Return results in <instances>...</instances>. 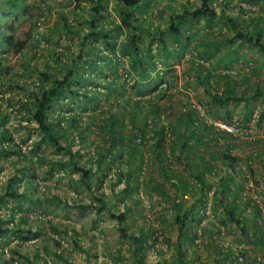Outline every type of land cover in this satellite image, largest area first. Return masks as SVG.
Segmentation results:
<instances>
[{"label":"rangeland","instance_id":"374dc122","mask_svg":"<svg viewBox=\"0 0 264 264\" xmlns=\"http://www.w3.org/2000/svg\"><path fill=\"white\" fill-rule=\"evenodd\" d=\"M74 1L0 0V27L5 24L4 22L8 24L11 21L15 35L25 38V48L15 55L3 51L0 47V59L3 58L4 67H9L7 73L0 77V123L7 128L9 139L0 141V149L4 148L8 151L7 145L13 144L15 145L13 151L20 149L24 155L31 158V160L16 158L15 153L7 156L0 154V187L4 186L9 177L22 175L17 190L24 191L26 195L19 200H9L7 208L0 209L3 226L8 227L6 235L0 237V264H137V256L147 264L156 262L170 264L177 258L178 253H184L188 264H241V216L238 224L225 217L222 206L217 205V195L213 191L215 186L210 187L203 198L211 203L207 216H202L198 224L195 222L188 224L190 229L188 238L182 240L178 250L179 229L174 221V214L178 211L181 215L195 198L190 190L184 194V198H181L179 191L169 184L161 171L159 172L151 151L141 147V157H139L140 153L133 156L129 167L132 171L130 191L123 196H119L118 192L126 186V179L123 178L119 183H115L114 172L128 170L124 162L127 159L126 150L122 152L121 158L115 157L112 163L108 162L106 177H102L103 171H98L96 174L101 183L100 190L107 195L106 210L126 211L123 224H118L106 212L100 214L95 212L98 204L94 196L98 181L93 182L90 189H87L78 179L76 172L70 168L73 160L77 165L87 166L93 163L95 167L89 157L103 151L108 145L104 137L106 131L101 126L110 115V111L118 117V122L123 123L124 133H127L130 126V111L133 109L131 101L138 97L149 96L152 101L165 109L159 116L164 126L180 117V107L186 110L191 102L203 111L207 122L229 123L227 127L234 130L233 134L229 133L230 136H226L225 139L232 145L231 154L240 158L234 170V174L238 172L237 176H240V178L235 177V181L239 183L241 181V102H229L227 105H218L219 107L211 104L212 95L220 93L223 89V81L220 77L212 78L210 75L226 73L230 78L241 81V44H232L230 47L233 50H231L225 48V44L218 43L207 51L210 41L207 33L217 34L225 29V34L232 37L235 28L231 26L232 21L229 19L235 20L241 26V0H223L225 6L221 7L218 3L222 0H214L212 4L216 16L209 28L203 26V20L191 25L188 33L184 32L182 27L181 36L177 40L168 37L165 47L155 41L151 42L152 40L147 37L143 40L142 48L146 47L147 41L151 42L152 54V66L144 65L145 69H148L150 76L158 73L161 81L166 82L165 87L159 86L160 82L159 87L157 86L156 90L146 96L137 94L136 73L128 70V59L118 65L119 71L116 73L113 71L112 63L101 62L99 67L102 68V72L98 73L97 67L91 65L86 68L85 64L78 60L77 73L83 70L84 74L90 76L98 74L93 80L94 84L97 83L96 86L88 80L82 83L92 88L98 87L96 89L99 90L97 96L99 103L91 110L95 105L94 102L75 100L72 95L67 94L60 104L52 105L47 116L53 123L58 120L60 125L66 128V123L61 117L73 113L76 115L75 123L80 128L72 129L65 141L60 142L63 149H57L47 141L40 142L36 124L28 121L27 113L21 104L27 99L25 91L22 92L17 85L28 83L25 89L29 92L36 84V71L56 64L54 52H61L68 60L78 51L76 43L79 40L76 34L77 31L81 32L88 27L83 19L86 17V8L92 4V0H77L80 7L76 9ZM146 1L147 6L140 9L137 15L142 18L144 25L150 24L158 29L165 27L170 15L179 13L183 5L194 7L198 3L197 0ZM8 9L10 10L7 11ZM107 9L106 17H114L111 0ZM12 12L17 13L15 20H12ZM61 13L66 20L67 28L60 17ZM251 19L258 23L256 25H262L264 31V0H255V2L242 0V28L249 24ZM47 29H52L53 32L48 43L41 38ZM27 30L29 31L25 34ZM247 30L249 33L254 32L252 26H248ZM125 33L124 30L116 38L117 42ZM3 34L6 35V32ZM204 34L207 38L203 43ZM91 39L93 38L88 39L90 44L99 46L102 43L100 40L95 42ZM182 46L185 49L182 50ZM91 57L92 60L97 59L95 54ZM200 65L203 67L202 70ZM62 71L63 69L60 72ZM49 75L51 77L52 73ZM202 75L212 78L208 84L203 82L205 86L198 80ZM246 76L249 80L242 82V89L244 87L248 91V96L256 86L264 91V53L242 44V79ZM111 78L117 79V88L98 86ZM160 79L155 78L152 85ZM120 84L124 85L123 89L119 87ZM240 89L241 83L236 85L235 91ZM106 94L109 98L105 99ZM114 100L122 101L123 106H126L125 110H122V105L108 107L113 105ZM71 104L73 110L67 111V105ZM248 106L253 113L247 118L246 104L242 103V165L247 177L246 181L243 180V202L249 200L251 206L254 202L258 204L262 216L257 220L260 222V230L264 231V153L262 151L264 125H258L259 114L264 108V98L256 97L248 103ZM188 111L196 115L195 111ZM164 114L168 116L165 117ZM142 116V112H139L136 121L140 122ZM83 123L87 124L85 127L89 126V130L78 132L83 129ZM145 135L147 136V133ZM135 140L138 141V138ZM221 141L222 138L219 143ZM165 143V151H167L168 137ZM217 150L221 152L223 148L219 146ZM250 153L254 157L248 163L245 157ZM38 155L41 157L40 160L37 159ZM72 155L74 157H71ZM169 164L176 172L186 175L183 159L180 162L171 159ZM216 165L221 174L222 167L219 160L216 161ZM247 165L250 167L247 168ZM248 169L254 170V174ZM219 174L215 172L211 181H216ZM150 177L162 179L165 185L164 195L157 193ZM188 178L192 182V178ZM173 180L177 182L176 177ZM197 187L199 188L200 185ZM239 197L238 201L241 202V191ZM177 201L178 203L183 201L179 210L174 206ZM238 208L240 207L237 206L236 210ZM243 219H245L243 226L247 227L248 236L253 235L255 218L252 215V208H246ZM122 227L129 236L121 235ZM133 238L141 240L143 245L138 250L137 256ZM256 242L254 243L251 237L247 238L243 233V264H264L263 247H259L258 241Z\"/></svg>","mask_w":264,"mask_h":264},{"label":"trees","instance_id":"16d2710c","mask_svg":"<svg viewBox=\"0 0 264 264\" xmlns=\"http://www.w3.org/2000/svg\"><path fill=\"white\" fill-rule=\"evenodd\" d=\"M16 1L20 0H11V2ZM109 1L110 0H92V4L86 8V17L83 21L88 24V27L81 32L77 31L76 35L78 36L79 41L76 43V47L78 48V51L73 53L72 58L66 60V57L61 52H54L56 64L53 67L45 66L43 69H38L36 71L37 78L33 89H30L28 92L25 89V87L28 86V83L25 82L24 85H17L22 92L25 91L24 94L27 99L22 101L21 104L27 113L28 121H33L36 124L38 133L40 134L39 138L41 143L47 141L53 145L54 148L63 149L60 142L65 141L66 137L71 134L72 129H80L75 123L76 115L73 113H69L66 117H61L66 123V128L60 125V121L57 120L56 123H53V121L47 116L52 105L55 103L60 104L67 94L72 95L75 100L83 99L84 102H94L95 105L91 107V110L98 106L97 104L99 103V100L97 99V96L99 90L96 89L98 87L92 88L82 83H85L88 80L90 83L94 84L93 80L96 79L98 74L90 76V74H84L83 70L81 73H77L79 68L77 64L78 60L85 64L86 68L91 65L97 67L98 73L102 72V68H100L101 62L112 63L113 71L116 73L119 71L118 65H121L125 59H128V70L136 73L135 86L137 87V94L139 96H146L151 91L156 90L158 84L161 82L158 73H154L153 76H150L148 69H145L144 67V65L152 66L150 43L155 41L162 47H165L166 39L168 37H173L177 40V38L181 36L180 28L183 27L184 32L187 31L188 33L191 25L198 24L201 20L204 22L203 26L209 28L216 16L215 7L212 4L214 0H197L198 3L194 7L183 5L179 13L170 15L165 27L158 29L150 24L144 25L142 18L137 15V12L140 9L147 6L146 0H111L115 16L107 18L106 12L108 11L107 5ZM252 1L255 2V0ZM218 4L220 7L225 6L223 0ZM78 7H80V5L78 1L75 0L74 8L76 9ZM9 10L10 9L7 11ZM102 12L103 14H101ZM11 15L12 20H15L17 13L12 12ZM60 17L67 28L68 25L66 24V20L62 13L60 14ZM254 19H251V22L242 28V44L254 48L260 53H264L263 26L256 25L258 23L253 22ZM229 20L232 21L231 26L235 28L233 36H227L225 34V29L223 32H217V34L212 32L207 33V36L210 37L207 51H210L211 47L218 43L225 44V48H231L230 46L234 43L241 44V26L238 25L235 20ZM4 23L5 24L0 27V47H2L3 51L15 55L25 48V38H22L20 35H15L13 22L10 21L8 24H6V22ZM78 24H80L79 21ZM248 26H252L254 32L249 33L247 30ZM124 30L126 31L125 35L119 42H117L116 38H118ZM3 31L6 32V35L3 34ZM28 31L29 30L24 33L27 34ZM52 36V29H47L43 32L41 38L48 43ZM203 36L204 43L207 37L206 34ZM146 37L152 41L150 43L147 41L148 44L145 45L146 47L142 48L143 40ZM89 38H93L91 40L95 42L96 40H100L102 43L99 46L90 44V42H88ZM181 48L182 50L185 49L184 46ZM231 50L233 49L231 48ZM231 50H229V52ZM92 54H95L97 59L92 60ZM2 60L3 58L0 59V77L5 75L9 68L4 67ZM20 64L23 65V63ZM202 68V65H200L201 70ZM61 69H63L62 72H60ZM50 73H52L51 77L49 75ZM210 77H220L223 81V89L220 93H214L212 95L211 104L219 107L221 105H227L229 102H241V89L235 91L236 85H240L241 81L230 78V75L226 73L223 75L213 74L210 75ZM210 77L202 75L198 80L205 86L208 84L209 80H212ZM155 78H159L160 80L152 85ZM248 80L249 78L246 76L242 79V82H248ZM203 82L206 84H203ZM44 83L47 84L44 85ZM95 84L94 86H96ZM98 86L117 88V79L111 78L108 82ZM119 87L123 89L124 85L120 84ZM247 94L248 91L243 87L242 103L246 104L245 116L248 118L252 116L253 113L252 109L248 106V103L256 97L264 98V91L256 86L255 88H252L250 96ZM106 98H109L108 94L105 95V99ZM112 104L113 105H109L108 107H121L122 105V110H125L126 106H123L124 103L122 101L114 100ZM131 104L133 109L130 111V126L127 133H124L123 123L118 122V117L113 115L111 111L110 115L107 116V119L103 122L101 128L106 131L104 137L107 139L108 145L107 147H104L103 151H100L98 154H92L89 157L90 162H94L95 167H93V163H89L87 166L77 165L74 160L70 164V168L76 172L78 179L81 180L87 189H90L93 182L96 183L98 181V184L96 183V194L94 196V199L98 204L95 208V212L99 214L102 212L108 213V216L118 224H123L125 222L126 211L110 212L109 210H106L105 198L107 195L100 190L101 183L100 180L97 179L98 176L96 174L98 171H103L104 173L102 174V177H106L109 169L107 164L112 163L115 157L121 158L122 152L126 150L127 159H125L124 162L127 164L128 170L126 172L116 170L114 174H116L115 183H119L123 178L126 179V186L122 191L118 192L119 196L129 193L130 177L132 176V171L129 167L135 154L140 153L139 157H141V147H144V149H148L151 151V154L154 155L159 172L161 171L169 184L175 187V190L179 191L178 194H180L181 198H184V194L188 190L193 193L195 198L194 202L191 203L181 215H179L178 211L174 214V221L178 224L179 229L178 250L181 247L180 243L182 240L184 241L188 238V231L190 230L188 224L192 222L198 224L201 221L202 216L199 214L198 209L204 208L206 201L203 198L212 186H215L213 191L214 194L217 195V205L222 206L223 211L225 212V217L231 221H235L236 224L240 223L241 202L238 200L240 198L239 192L241 191V181H238L239 183H237L235 177L240 178V176H237L238 172L235 173L236 176L234 174L235 166H237L240 158L231 154L232 145L225 139L226 136H230L229 132L216 128L212 124L206 125L205 122L198 120L197 116L190 111L181 112L179 115L180 117L175 118L174 121L164 126L162 119L159 116L160 112L165 111V109H163L157 102L152 101V98L149 96L145 98L138 97L132 100ZM86 108L87 107H84V109ZM66 110H73L72 104L67 105ZM139 112H142L143 114L140 122L136 121ZM164 116L167 117L168 115L164 114ZM260 124L264 125V108L259 114L258 125ZM86 125L87 124L83 123V129L78 132L89 130V126L85 127ZM7 133V128L0 123V141L9 139ZM146 133L147 136L145 135ZM166 137H168L169 141L167 151H165ZM135 138H138V141H136ZM221 138L222 141L219 143ZM219 146L223 148L221 152L217 150V147ZM262 146H264V144ZM13 148H15V145L8 144V151L1 148L0 154H5L7 156L15 153L17 155L16 158L21 157V159L23 158L24 160H31V158L24 155L20 149L15 152L13 151ZM262 151L264 153V149ZM71 157L74 156L72 155ZM252 157L254 156L250 153L245 159L249 163ZM37 159H41L40 155L37 156ZM171 159L176 160L177 162H180L181 159L184 160L186 175L176 172L170 166L169 160ZM217 160H219L222 167L221 174H219V169L216 167ZM141 162L142 159L140 158V163ZM248 167L250 166L247 165V168ZM215 172H218L219 174L217 180L211 181V177ZM250 172L254 174L255 171L250 170ZM245 175L246 174L244 173V181L247 179ZM22 177V175L20 177L13 175L6 179L4 186L0 187V209H6L9 200H19L26 196L24 191L18 192L17 190V186L22 180ZM174 177L177 178V184L175 181L171 182ZM188 177L192 178V182L188 180ZM150 181L153 182V187H155L157 193L164 195L165 185L162 179L150 177ZM135 182L137 184L136 178ZM199 185L200 187L198 188L197 186ZM178 202L179 201L174 203L177 210L180 209L183 201L180 203ZM237 206L240 208L236 210ZM247 207L250 209L252 208V215L255 218L253 220L255 231L253 235L248 236L247 227L243 226V233L247 238L251 237V240L254 241V243H257L256 241H258V246L261 248L263 247L264 251V231L260 230V222L257 220V218L262 216L261 209L255 202L251 206L249 200L243 202V213ZM243 221L245 224V219H243ZM3 223L4 222L0 217V237L5 236L8 231V227L3 226ZM121 231L123 237L129 236L126 235L125 228L122 227ZM133 241L135 242L134 250L135 255L137 256L138 250L143 246L141 243L142 241H139L137 238H133ZM136 259L137 264H147L139 256H137ZM155 264H164V262H156ZM170 264H188V261L186 260L184 253H178L177 258L171 261Z\"/></svg>","mask_w":264,"mask_h":264},{"label":"built area","instance_id":"2783aa9c","mask_svg":"<svg viewBox=\"0 0 264 264\" xmlns=\"http://www.w3.org/2000/svg\"><path fill=\"white\" fill-rule=\"evenodd\" d=\"M160 86L165 87L166 86V82L165 81L161 82L160 83ZM180 108H181V112H185L187 110L195 111L196 112L197 119L198 120H202L203 122H205L206 125L212 124L216 128H219L221 130H225V131L229 132L230 134H233V130L234 129H231V128L227 127V124H229V123H226V122H223V121H219V122H216V121L207 122V119L204 118L203 111H200L199 110V107L197 105H195V103H192L191 102L188 105V108H186V110H185L184 107H180ZM196 121H195V123H196ZM171 182H174V180H171ZM210 205H211V203L209 201H206L205 202V205H204V208L203 209H198L199 214L201 216H207Z\"/></svg>","mask_w":264,"mask_h":264},{"label":"clouds","instance_id":"9594fccd","mask_svg":"<svg viewBox=\"0 0 264 264\" xmlns=\"http://www.w3.org/2000/svg\"><path fill=\"white\" fill-rule=\"evenodd\" d=\"M161 82H163V80H162ZM159 86H160V84H159ZM159 86H158V87H159ZM187 111H188V110H187ZM185 112H186V111H185ZM177 172H178V171H177Z\"/></svg>","mask_w":264,"mask_h":264}]
</instances>
